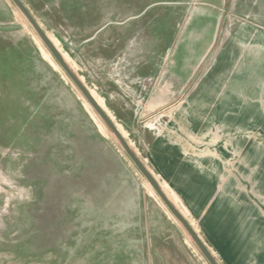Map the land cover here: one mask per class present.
<instances>
[{"label": "rangeland", "instance_id": "rangeland-1", "mask_svg": "<svg viewBox=\"0 0 264 264\" xmlns=\"http://www.w3.org/2000/svg\"><path fill=\"white\" fill-rule=\"evenodd\" d=\"M24 2L219 263L264 264V0ZM47 48L0 0V264H211Z\"/></svg>", "mask_w": 264, "mask_h": 264}, {"label": "water", "instance_id": "water-1", "mask_svg": "<svg viewBox=\"0 0 264 264\" xmlns=\"http://www.w3.org/2000/svg\"><path fill=\"white\" fill-rule=\"evenodd\" d=\"M15 4L19 7V9L23 12V14L27 17L30 23L33 25L34 29L37 31L43 42L46 44L48 49L60 63V65L64 68L73 82L77 85V87L81 90L82 94L87 98V100L91 103L97 113L102 117L108 127L113 131L119 142L121 143L124 150L128 153V155L132 158V160L136 163L139 169L142 171L144 176L165 202L167 207L171 210L174 216L182 223L188 233L191 235L193 240L196 242L202 253L206 256L211 264H220L213 252L209 249L188 219L177 209V207L172 203V201L167 197L161 185L155 175L151 172V170L147 167V165L142 161V159L137 155V153L131 147L129 141L123 135L117 124L113 121V119L109 116L104 107L99 103L97 98L93 95L88 86L80 79V77L74 72L71 66L68 64L67 60L53 42V40L49 37L31 11L26 7L22 0H13Z\"/></svg>", "mask_w": 264, "mask_h": 264}, {"label": "crops", "instance_id": "crops-1", "mask_svg": "<svg viewBox=\"0 0 264 264\" xmlns=\"http://www.w3.org/2000/svg\"><path fill=\"white\" fill-rule=\"evenodd\" d=\"M24 2V0H22ZM24 4L26 5V7L29 9V7L27 6V4L24 2ZM30 10V9H29ZM32 13V12H31ZM33 14V13H32ZM35 17V16H34ZM36 18V17H35ZM38 21V20H37ZM39 22V21H38ZM41 25V24H40ZM111 23H109L107 20L104 22H101L100 25L95 28V30L93 31V33L91 34L89 41H90V46H93L95 44H97V42L100 43V46L102 47L103 44L105 43V45L107 46V39H108V35L112 36L113 35V30L109 31L108 28L110 27ZM42 26V25H41ZM44 29V28H43ZM45 30V29H44ZM46 31V30H45ZM109 32V33H108ZM47 33V31H46ZM48 34V33H47ZM49 35V34H48ZM50 37V36H49ZM51 38V37H50ZM52 39V38H51ZM53 40V39H52ZM54 42V40H53ZM55 43V42H54ZM57 46V44H56ZM58 47V46H57ZM63 54V53H62ZM104 54H100L97 55V57H103ZM63 56L66 59V56L63 54ZM105 56V55H104ZM67 60V59H66ZM69 64V63H68ZM75 72V70H74ZM76 73V72H75ZM77 74V73H76ZM79 76V75H78ZM80 77V76H79ZM80 79L83 81V79L80 77Z\"/></svg>", "mask_w": 264, "mask_h": 264}, {"label": "bare ground", "instance_id": "bare-ground-1", "mask_svg": "<svg viewBox=\"0 0 264 264\" xmlns=\"http://www.w3.org/2000/svg\"><path fill=\"white\" fill-rule=\"evenodd\" d=\"M40 41V40H39ZM42 46V45H41ZM47 47V46H46ZM47 54H48V56H49V58L50 59H52L53 61H54V63L57 65V66H59L60 67V65H59V63L53 58V56H52V54H51V51L47 48V52H46ZM62 67V66H61ZM96 96V95H95ZM97 97V96H96ZM87 104H88V107L94 112V107L91 105V103H89L88 101H87ZM102 106H103V104H101ZM104 107V106H103ZM96 111V110H95ZM97 112V111H96ZM98 114V113H97ZM99 115V114H98ZM100 116V115H99ZM101 117V116H100ZM102 118V117H101ZM104 121V120H103ZM105 122V121H104ZM101 123V130H102V132H104L105 134H108V129H107V126H105L102 122H100ZM111 130V129H110ZM110 132V131H109ZM111 132H112V134L115 136V134L113 133V131L111 130ZM116 137V136H115ZM117 138V137H116ZM148 183L150 184V182L148 181ZM151 185V184H150ZM161 185V188L163 189V191L165 192V194L167 195V197L172 201V203L176 206V204H175V200L173 199V197H171V195H169L168 193H167V189L165 188V186L164 185H162V184H160ZM151 187H152V190H153V192L158 196L159 194L156 192V190L153 188V186L151 185ZM169 195V196H168ZM174 195V194H173ZM172 195V196H173ZM159 197V199L161 198L160 196H158ZM162 199V198H161ZM163 201V200H162ZM164 202V201H163ZM165 203V202H164ZM166 205V204H165ZM167 206V205H166ZM177 207V206H176ZM168 208V207H167ZM169 209V208H168ZM178 209V208H177ZM170 210V209H169ZM179 210V209H178ZM171 211V210H170ZM169 211V212H170ZM180 211V210H179ZM181 212V211H180ZM172 213V212H171ZM173 214V213H172ZM183 214V213H182ZM174 215V214H173Z\"/></svg>", "mask_w": 264, "mask_h": 264}]
</instances>
